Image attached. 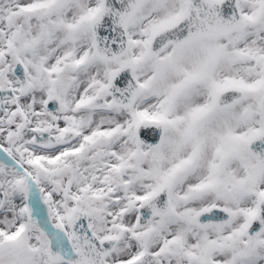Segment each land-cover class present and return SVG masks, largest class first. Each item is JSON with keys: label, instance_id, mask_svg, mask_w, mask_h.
<instances>
[{"label": "snow or ice", "instance_id": "6c2138e0", "mask_svg": "<svg viewBox=\"0 0 264 264\" xmlns=\"http://www.w3.org/2000/svg\"><path fill=\"white\" fill-rule=\"evenodd\" d=\"M0 264H264V0H0Z\"/></svg>", "mask_w": 264, "mask_h": 264}]
</instances>
